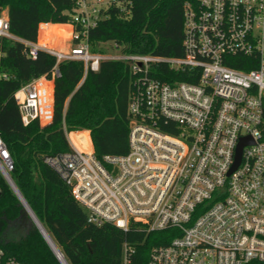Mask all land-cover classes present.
I'll return each instance as SVG.
<instances>
[{
    "label": "built area",
    "instance_id": "built-area-1",
    "mask_svg": "<svg viewBox=\"0 0 264 264\" xmlns=\"http://www.w3.org/2000/svg\"><path fill=\"white\" fill-rule=\"evenodd\" d=\"M133 3L74 0L67 36L54 45L12 34L0 10V37L22 43L31 58H56L50 76L16 92L23 124L52 122L61 62H83L86 73L103 61L126 64L129 152L100 159L92 147L71 144L45 163L90 223L176 230L169 244L151 249L148 264H264V0L186 2L180 57L124 53L115 43L113 52L94 51L91 31L113 8L129 16ZM13 170L0 132V173L9 182ZM132 252L125 246L123 264ZM0 264L22 263L0 249Z\"/></svg>",
    "mask_w": 264,
    "mask_h": 264
},
{
    "label": "trees",
    "instance_id": "trees-1",
    "mask_svg": "<svg viewBox=\"0 0 264 264\" xmlns=\"http://www.w3.org/2000/svg\"><path fill=\"white\" fill-rule=\"evenodd\" d=\"M195 1L134 0L129 16L113 8L91 31L93 50L103 51L99 45L110 42L124 53L183 56L184 5ZM73 8L74 0H0V10L8 12L10 32L32 42L39 40L41 24L69 23ZM53 24L43 27L40 38L54 45L67 36V26ZM55 64L56 58L48 53L31 58L22 43L0 37V132L14 162L11 179L67 264H123L125 246L133 250L130 264H148L151 249L169 244L176 230L147 233L90 223L70 187L45 163L46 156L71 150L66 131H88L100 159L129 152V67L103 61L98 72L86 73L83 62H61L52 122L42 126L36 120L26 126L15 94L33 79L50 76ZM79 136L91 148L88 133L75 134L74 140ZM22 209L18 194L0 173V249L22 264H62L34 225L22 233L18 225Z\"/></svg>",
    "mask_w": 264,
    "mask_h": 264
},
{
    "label": "water",
    "instance_id": "water-1",
    "mask_svg": "<svg viewBox=\"0 0 264 264\" xmlns=\"http://www.w3.org/2000/svg\"><path fill=\"white\" fill-rule=\"evenodd\" d=\"M238 149H239L238 150V157H237V161H236V164L234 165V168L233 169H235L237 167V165L239 164L241 150H242V145H240V147ZM9 184L12 186V188L14 189V191L16 192V194H18V197H19V199H20V201H21V203L23 205V209H22L21 214L19 216V220L22 219V218H24V217L27 218V219H29L32 222V225H34L39 230V232L42 234V236L45 238V240L47 241V243L51 247V249L54 252V254L56 255V257L59 259V261L62 264H67L65 262V260L62 261V258H61L62 254H61V252L57 249L58 250V253L60 254L59 255L54 250L55 244L53 243V241L50 238V236L47 234L46 229H44V227L42 226V224L40 223V221L35 216L34 212L31 210V208H29V205L26 203V201L24 200V198L21 196L22 194L19 193V191L16 188V186H15L14 182L12 181L11 177H10Z\"/></svg>",
    "mask_w": 264,
    "mask_h": 264
},
{
    "label": "rangeland",
    "instance_id": "rangeland-1",
    "mask_svg": "<svg viewBox=\"0 0 264 264\" xmlns=\"http://www.w3.org/2000/svg\"><path fill=\"white\" fill-rule=\"evenodd\" d=\"M43 24H45V23H43ZM43 24H41L40 25V28H39V38H40V36H41V30H42V26H43ZM64 31L65 32H67L68 31V28H65L64 29ZM41 39V38H40ZM99 48L100 49H102V48H104L106 51H108V52H113L114 50H115V48H114V46L112 45V43H109L108 45H106V46H103V45H99ZM49 122H46V121H42L41 122V124L43 125V126H46L47 124H48ZM76 132H78V131H76ZM81 132H83V131H81ZM71 133V132H70ZM73 135H75L74 134V132H72V134H70L69 135V137H68V140H69V142H70V144H73L74 146H77V147H86V148H88L89 147V144H88V140H86L85 138H84V136H79V138L77 139V141H75L74 140V138H73ZM18 225L20 226V227H22V233H25L27 230H29L28 228L29 227H31L32 226V222L29 220V219H27V218H22V219H20L19 221H18ZM10 232H13V231H10Z\"/></svg>",
    "mask_w": 264,
    "mask_h": 264
},
{
    "label": "crops",
    "instance_id": "crops-1",
    "mask_svg": "<svg viewBox=\"0 0 264 264\" xmlns=\"http://www.w3.org/2000/svg\"><path fill=\"white\" fill-rule=\"evenodd\" d=\"M53 25H63V24H53ZM53 87H54V85H53ZM83 132H87L88 133L89 139H90V144H91V147L93 148V145H92V142H91V138H90V133L88 131H83Z\"/></svg>",
    "mask_w": 264,
    "mask_h": 264
},
{
    "label": "bare ground",
    "instance_id": "bare-ground-1",
    "mask_svg": "<svg viewBox=\"0 0 264 264\" xmlns=\"http://www.w3.org/2000/svg\"><path fill=\"white\" fill-rule=\"evenodd\" d=\"M53 246H54V245H53ZM54 250L56 251L57 254H59V253H58V250H57V247L54 246ZM59 255H60V254H59ZM61 258H62V261H63L64 259H63L62 256H61Z\"/></svg>",
    "mask_w": 264,
    "mask_h": 264
}]
</instances>
